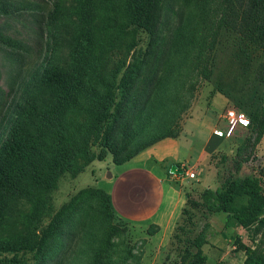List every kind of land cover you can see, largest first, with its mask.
Here are the masks:
<instances>
[{
	"label": "trees",
	"instance_id": "1",
	"mask_svg": "<svg viewBox=\"0 0 264 264\" xmlns=\"http://www.w3.org/2000/svg\"><path fill=\"white\" fill-rule=\"evenodd\" d=\"M179 1L127 0L123 20L116 27L105 12L112 0L0 1V15L22 10L39 13L41 29L47 33L43 55L38 58L24 43L0 34V44L17 67L18 79L9 100L0 87L4 101L0 115V264H49L54 240L65 234L91 197L102 195L109 214L115 215L112 196L105 189L82 188L57 210L52 192L63 173L77 176L108 153L115 164H122L141 152L129 150L128 143L134 136L132 121L141 83L147 78L141 64L129 58L145 37L149 38L146 57L159 53L165 18L178 14ZM225 27L236 32L247 49L264 52V0H227ZM251 53H245L250 60ZM146 57L143 61L149 63ZM256 73L260 95L239 97L254 124L264 121V61ZM167 137L173 136L161 139ZM121 142L128 153L124 158ZM186 194L187 203L204 207L208 214L225 213L226 228L264 227L262 176L232 175L219 188H207L200 200ZM189 242L188 264H209L203 248L208 243L207 228ZM127 258L114 259L107 246L96 250L91 264H130ZM245 264H264V255L251 254Z\"/></svg>",
	"mask_w": 264,
	"mask_h": 264
},
{
	"label": "rangeland",
	"instance_id": "2",
	"mask_svg": "<svg viewBox=\"0 0 264 264\" xmlns=\"http://www.w3.org/2000/svg\"><path fill=\"white\" fill-rule=\"evenodd\" d=\"M126 3L127 0H112L107 6L106 16L115 27L123 20ZM177 6L178 14L169 13L165 18L159 53L146 57L149 38L145 37L129 58L141 64L147 82L141 83L132 121L134 136L128 148L142 151L165 136L182 135V156L194 159L210 130L225 128L226 111L243 109L239 97L260 95L256 72L264 61V52L247 49L239 35L225 27L227 0H180ZM0 34L24 43L36 58L43 55L47 33L41 29L37 12L22 10L14 15H0ZM240 47L247 49L245 53L252 52L251 60ZM145 57L151 61L144 63ZM16 68L0 44V87L7 100L18 80ZM1 97L0 91V115L4 104ZM243 110L249 116V126L236 127L230 137L221 135L225 141L221 148L206 154L199 166L187 165L179 174L177 183L192 200H200L207 188H219L232 175H259L264 181V121L254 124L250 111ZM122 146L123 142L119 147L124 158L128 153ZM94 150L101 152L99 146H94ZM120 169L108 153L77 176L63 173L52 192L54 208L59 209L85 187L108 191L105 176L115 175ZM189 169L196 172V177L186 174ZM203 171L206 177L202 176ZM184 207L186 212L175 232L162 241L154 234V226L134 224L117 212L111 216L102 195L91 197L82 204L65 234L54 240L48 262L91 264L96 250L109 246L114 259L126 255L130 264H188L186 250L192 249L189 238L205 227L208 243L203 248L209 264H245L251 254L264 255V227L226 228L225 213L208 214L204 207L187 201Z\"/></svg>",
	"mask_w": 264,
	"mask_h": 264
},
{
	"label": "crops",
	"instance_id": "3",
	"mask_svg": "<svg viewBox=\"0 0 264 264\" xmlns=\"http://www.w3.org/2000/svg\"><path fill=\"white\" fill-rule=\"evenodd\" d=\"M182 139V135L161 139L117 164L121 169L115 175L105 176L116 212L134 224L154 226L157 228L154 234L162 241L175 232L187 201L185 188L177 183L180 175H170L171 165L176 163L182 169L187 165L199 166L206 154L214 153L225 142L213 127L196 157L191 159L182 156ZM151 162L153 165H148ZM201 174L206 177L204 171Z\"/></svg>",
	"mask_w": 264,
	"mask_h": 264
},
{
	"label": "built area",
	"instance_id": "4",
	"mask_svg": "<svg viewBox=\"0 0 264 264\" xmlns=\"http://www.w3.org/2000/svg\"><path fill=\"white\" fill-rule=\"evenodd\" d=\"M226 126L223 129H216V132L219 135L230 137L232 136L236 127H247L250 124V119L247 113L240 109L232 108L228 109L225 113ZM186 174L194 178L196 177V172L189 169L186 171Z\"/></svg>",
	"mask_w": 264,
	"mask_h": 264
},
{
	"label": "water",
	"instance_id": "5",
	"mask_svg": "<svg viewBox=\"0 0 264 264\" xmlns=\"http://www.w3.org/2000/svg\"><path fill=\"white\" fill-rule=\"evenodd\" d=\"M170 172L175 174H183L184 170L180 169L177 164H172L170 168Z\"/></svg>",
	"mask_w": 264,
	"mask_h": 264
}]
</instances>
